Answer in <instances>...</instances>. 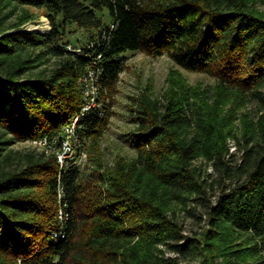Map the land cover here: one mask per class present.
<instances>
[{
  "label": "trees",
  "instance_id": "16d2710c",
  "mask_svg": "<svg viewBox=\"0 0 264 264\" xmlns=\"http://www.w3.org/2000/svg\"><path fill=\"white\" fill-rule=\"evenodd\" d=\"M9 1L42 10L50 28L0 35V131L8 135L0 145L57 146L85 103L90 70L102 108L79 122L76 149L101 137L128 53L168 55L262 113L240 133L224 132L219 103L142 96L126 137L135 156L113 170L84 173L77 151L65 166L41 154L0 171V262L135 264L123 243L137 239L176 254L157 264H264V14L249 0ZM33 48L57 60L49 75L32 78L29 66L10 63ZM86 180L104 184V193L86 198ZM175 202L204 222L200 231L185 232L168 212Z\"/></svg>",
  "mask_w": 264,
  "mask_h": 264
},
{
  "label": "rangeland",
  "instance_id": "374dc122",
  "mask_svg": "<svg viewBox=\"0 0 264 264\" xmlns=\"http://www.w3.org/2000/svg\"><path fill=\"white\" fill-rule=\"evenodd\" d=\"M249 1L254 10L264 14V0ZM49 28V20L42 10L20 6L9 0H0V35L13 30L45 32ZM39 51L40 48H33L10 57L9 61L29 66L26 75L32 78L49 75L57 60L40 56ZM216 83V80L208 74L184 70L168 55L151 57L143 53H128L126 69L119 76L116 90L110 99L112 103L108 104L111 117L104 127L103 135L87 141L80 150L76 149L77 145L74 147L75 153L78 151L76 156L80 161L78 166L81 171L90 174L96 168H100L101 172H105L106 169L113 170L120 159L130 160L135 156V151L128 144L126 137L136 127L132 121L131 109L136 106L142 96L174 102L181 100L200 102L202 100L210 104L219 103L218 118L221 120L220 123L225 124L222 127L224 132L240 133L251 121L254 122L262 111L258 109L259 106L255 102H249L246 106L241 105L236 96H232L230 92L224 93ZM7 136L5 132L0 131V140ZM231 138L229 137V141L232 144L233 139ZM0 146L5 147L4 156L0 161L2 172L9 173L21 169L29 162L38 160L41 154L53 155L58 160L57 149L46 141L36 140ZM197 164H201L208 171L211 170L202 159L198 160ZM84 183L87 184L84 192L88 194L86 198L98 193L103 194L105 191L104 184L100 185L92 180H86ZM87 188H90L89 192L86 191ZM171 211H175L176 218L183 224L187 234L200 231L204 224V222L197 223L187 216L182 203H173L168 212ZM123 244L124 248L132 249L135 264H157L159 260L176 257V254L164 245L152 246L137 239ZM225 260L223 257L218 258L219 263H224ZM3 263L6 261L1 260L0 264ZM176 264H200V262L177 258Z\"/></svg>",
  "mask_w": 264,
  "mask_h": 264
},
{
  "label": "bare ground",
  "instance_id": "6f19581e",
  "mask_svg": "<svg viewBox=\"0 0 264 264\" xmlns=\"http://www.w3.org/2000/svg\"><path fill=\"white\" fill-rule=\"evenodd\" d=\"M96 81H97V75H96L95 70H90L88 76L84 79V83H83L84 84L85 103L84 104L82 103L83 107H82L80 113L77 114L73 118V120L71 121L72 126H74V128H72V130H71V145H72L73 149L76 146V142H77V128H78L79 122L84 120L85 117L88 116L89 113H91V110H99L100 105H102L101 101H99L101 98H99V100L97 98L98 87H97ZM98 82H99V80H98ZM88 92L91 93L92 99H97V100H90V103H88ZM87 103H88V106H87ZM39 141H44V140H39ZM49 144L53 145V147H55L57 149L58 161L60 162V165L61 166L67 165V160H64L62 158V154H61V151L58 149V145L56 146L55 143H49ZM62 217H63V210H60L58 218H62ZM55 235H57V234H55Z\"/></svg>",
  "mask_w": 264,
  "mask_h": 264
},
{
  "label": "built area",
  "instance_id": "2783aa9c",
  "mask_svg": "<svg viewBox=\"0 0 264 264\" xmlns=\"http://www.w3.org/2000/svg\"><path fill=\"white\" fill-rule=\"evenodd\" d=\"M90 100H97V99H92L91 93L88 92V103H90ZM88 103H87V106H88ZM101 108H102V105H100L99 110ZM93 111H95V110H91V113ZM91 113H89V114H91ZM72 128H74V126H72V123H70L68 126L65 127L64 131L61 132L59 137L56 139V141H58V149L61 151L62 158L64 160H67V164H68V161H70V159H72L73 154L75 152V149H73V147L71 145V130H72ZM44 141L50 143L47 140H44ZM73 161L77 165L80 162L77 158H74Z\"/></svg>",
  "mask_w": 264,
  "mask_h": 264
}]
</instances>
